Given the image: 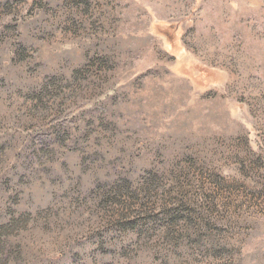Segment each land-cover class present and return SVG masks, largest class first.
<instances>
[{"label":"rangeland","instance_id":"obj_1","mask_svg":"<svg viewBox=\"0 0 264 264\" xmlns=\"http://www.w3.org/2000/svg\"><path fill=\"white\" fill-rule=\"evenodd\" d=\"M0 264H264V0H0Z\"/></svg>","mask_w":264,"mask_h":264},{"label":"trees","instance_id":"obj_2","mask_svg":"<svg viewBox=\"0 0 264 264\" xmlns=\"http://www.w3.org/2000/svg\"><path fill=\"white\" fill-rule=\"evenodd\" d=\"M52 123L54 124V125H56V123H58V121H52ZM153 216H155V215H153ZM155 218H157V217H155ZM177 217H174V216H172V215H170L169 214V212H167L166 214H165V216H164V219H167L169 222H170V224H172V223H175V219H176ZM166 220V221H167ZM151 222H152V220H151ZM132 223V222H131ZM131 223H128L127 225H128V227L130 226L131 227Z\"/></svg>","mask_w":264,"mask_h":264}]
</instances>
